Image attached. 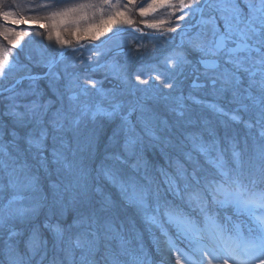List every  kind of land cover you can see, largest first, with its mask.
Segmentation results:
<instances>
[{"label":"snow or ice","instance_id":"6c2138e0","mask_svg":"<svg viewBox=\"0 0 264 264\" xmlns=\"http://www.w3.org/2000/svg\"><path fill=\"white\" fill-rule=\"evenodd\" d=\"M13 3L0 6L17 49L0 44V264H150L145 232L174 264H264V0ZM22 20L47 21L31 34L59 50L25 53L10 38ZM113 23L111 47L79 44Z\"/></svg>","mask_w":264,"mask_h":264},{"label":"rangeland","instance_id":"374dc122","mask_svg":"<svg viewBox=\"0 0 264 264\" xmlns=\"http://www.w3.org/2000/svg\"><path fill=\"white\" fill-rule=\"evenodd\" d=\"M51 0H21V4L23 6V11H22V15H46L47 14V9L40 7L38 9H36L35 11H33L32 9L35 8L36 5H44L47 3H50ZM65 2H72V0H65ZM139 2V0H138ZM0 6H3L5 8L7 7H13L15 8V5L13 3V0H3L2 3H0ZM19 10V9H17ZM131 18L134 22H136V25H139V21H140V17L138 15L135 14V12L131 13ZM148 19H152V16L150 15L148 17ZM167 19V18H166ZM174 19V18H173ZM47 21H25L22 20L20 22V24L17 26V31H21L23 33V35L19 38H17L16 36H11L10 38L12 40H17L19 39V43L23 46L25 53H27L28 51H36L42 48H50L53 51H58L59 49L57 48V46L54 43H50L49 41H47L46 39H43L41 36H36V35H32L31 33L34 32H43L44 28L42 27V25L47 24ZM169 25H164V27H168ZM175 26V25H172ZM119 27V25L113 23L112 24V28L111 30H105L103 28H93L90 29V31L88 33H78L77 35L80 36V40H79V44H82L84 42H99L101 41L103 38H105L109 33L115 31L117 28ZM147 31H154V30H149V29H144ZM63 36L65 39L67 40H71L72 41V46H76L78 45L77 40H76V36H74L72 33H63ZM119 39L121 41H123L124 39H126L125 37H119ZM117 40V37H113L111 39H109L106 43H104L101 46H97L99 49L104 50L107 49L109 47H111L114 43V41ZM0 44L4 45L6 48H8L9 51L11 52H16L17 49L12 47L11 45H9L7 43V41H5L2 37H0ZM87 44V43H86ZM89 47H91V45L87 44ZM151 47V45H149ZM126 47H130V48H135V43H133L132 45H127ZM92 53L90 52H85L84 55H90ZM79 55V54H77ZM24 54H21V60H23ZM69 59H72V54L71 52H69ZM117 59L120 60L121 63L124 62V58L123 57H117ZM153 62L152 56H148L145 59L135 62L133 64L129 65V70L132 71L135 69V67H138L139 64L144 63V64H148ZM33 71H42V69H33ZM94 78L95 79H103V73L101 72H97L94 73ZM104 87L108 88L111 87V84L109 83V81L105 80L104 81ZM242 134V133H241ZM159 163L161 165L164 164L163 159L159 160ZM158 235V233H157ZM144 244H145V249L149 254V258H150V264H154L155 262H160L161 264V260L163 259V262H166L167 264H174V257H172L169 253H167L166 251H161V252H157L156 247L153 245L152 243V237L145 232L144 233ZM162 258V259H161ZM157 264V263H156ZM164 264V263H163Z\"/></svg>","mask_w":264,"mask_h":264},{"label":"water","instance_id":"95a60500","mask_svg":"<svg viewBox=\"0 0 264 264\" xmlns=\"http://www.w3.org/2000/svg\"><path fill=\"white\" fill-rule=\"evenodd\" d=\"M116 31V30H115ZM115 31H113V32H115ZM113 32H111V33H109L105 38H103V40L101 41V42H99V43H92V44H94V45H101L102 43H104V42H106L107 40H109L110 38H112L113 37V35H112V33ZM87 42H84V43H82V44H86ZM73 47H77V46H73Z\"/></svg>","mask_w":264,"mask_h":264}]
</instances>
